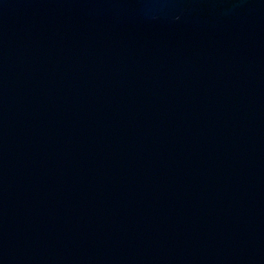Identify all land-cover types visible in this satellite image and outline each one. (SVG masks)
<instances>
[{
	"label": "water",
	"instance_id": "1",
	"mask_svg": "<svg viewBox=\"0 0 264 264\" xmlns=\"http://www.w3.org/2000/svg\"><path fill=\"white\" fill-rule=\"evenodd\" d=\"M0 264H264V0H0Z\"/></svg>",
	"mask_w": 264,
	"mask_h": 264
}]
</instances>
